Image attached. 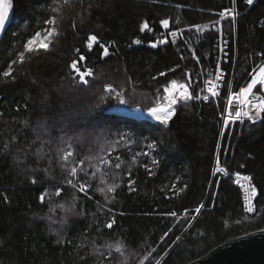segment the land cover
Listing matches in <instances>:
<instances>
[{"label":"trees","instance_id":"trees-1","mask_svg":"<svg viewBox=\"0 0 264 264\" xmlns=\"http://www.w3.org/2000/svg\"><path fill=\"white\" fill-rule=\"evenodd\" d=\"M55 5L61 9L59 41L50 51L15 66L14 82H0V264H99L95 249L107 253L101 246L116 241L124 242L125 256L113 252L105 264H140L148 253L145 264L158 259L161 264H188L224 242L264 230V119L222 125L224 98L246 84L247 73L260 61L257 54L264 52V0L251 5L235 0V19L225 18L215 26L218 13L231 8L233 0H13L0 44V73L23 43L41 30L40 10ZM161 19H169V29L160 26ZM144 21L151 32L139 31ZM193 24L209 28L203 33L188 30ZM176 29L185 31L173 43L167 33ZM218 29L229 41L218 97L178 103L167 126L147 116L138 119L112 111L162 106L163 87L172 79L187 83L189 75L193 95L199 92L214 69ZM89 35L98 38L91 50ZM165 37L167 44L150 46ZM137 39L141 43L133 44ZM101 44L109 55H103ZM193 51L199 63L192 58ZM80 55L85 56L82 62ZM73 59L81 71L94 70L86 88L73 86L69 68ZM172 68L175 71H168ZM162 71L166 75L160 77ZM106 84L125 89L128 102L109 98L101 103ZM61 120L67 122L68 136L82 134L80 141L71 142V149L59 139ZM45 121L46 129L38 126ZM129 131L133 143L115 145L112 158L113 165L119 162L115 155L125 161L117 181L121 187L110 194L114 201L108 205L115 213L113 228L102 227L112 214L100 207L104 198L95 192L103 186L99 175L89 190L92 199L75 193L77 213L67 215V223L61 225L66 214L58 205L74 195L65 184L63 151H73L78 161L99 152L97 136L112 141L119 139V132ZM152 142L155 147L147 148ZM137 152L141 154L132 163ZM218 159L226 174H213ZM237 173L252 177L257 188L252 213L244 210L242 192L234 184ZM108 179L111 182V175ZM129 180L135 191H129ZM57 187L62 189L59 197ZM45 191L48 195L41 204L39 197ZM201 204L204 207L196 213ZM81 208L84 215L79 214ZM172 211L176 217L164 215ZM165 232L168 235L161 241ZM61 237L65 243L57 242Z\"/></svg>","mask_w":264,"mask_h":264},{"label":"snow or ice","instance_id":"snow-or-ice-1","mask_svg":"<svg viewBox=\"0 0 264 264\" xmlns=\"http://www.w3.org/2000/svg\"><path fill=\"white\" fill-rule=\"evenodd\" d=\"M245 2L249 5L253 4L254 0H245ZM64 3H67V0H64ZM179 7V5H177ZM13 8V0H0V33H4L6 30V26L10 21V10ZM61 9L59 5L52 6L50 8L41 9L40 12L44 13V18L38 20V24L41 30L35 31V34L32 35L26 42L23 43L22 50L17 51L14 53L15 58L11 59L8 63L7 69L3 70L0 73V82L7 83V82H14L16 76L14 75L15 66L20 65L23 66L25 63L30 62L33 57L39 56L42 52H48L51 49V46L55 45L57 41L63 35L61 31V19L58 18V14L60 13ZM38 12V15L40 14ZM219 19L214 22L215 25H219L222 20L225 18H232L235 19V0H233V6L231 8L225 7L222 11L218 13ZM160 26L163 29H169L170 21L169 19H161L159 21ZM73 28L76 27L75 21L73 22ZM209 28V24H193L191 25V29H195L197 33H203L206 29ZM151 32L152 28L149 26L147 21H144L140 24L139 31L141 33L145 31ZM185 29H176L173 31H169L167 33V37L172 38V42H176V38L181 36ZM163 35V33H162ZM43 36L42 39H39L38 44H34V41ZM165 37L164 39H159L156 42H151L150 46L152 48H156L157 45H165L167 44L168 38ZM98 42V38L96 35H89L88 36V48L91 50L93 44ZM133 44H140L141 41L139 39L133 40ZM104 48L103 55H109V50L103 44L100 45ZM79 52V49L76 50ZM189 51H192L189 48ZM221 52L224 51L223 48L220 49ZM260 57V61L258 63H254L251 71L247 73L249 79L246 82L245 86L239 87L238 91H230L227 97V104L228 107L223 109L222 119L224 127H228L230 124L239 122L241 124L244 123L245 119L253 124L257 121L264 119L262 117V113H264V52L257 54ZM185 57H181L184 59ZM192 58L199 63V57L196 56L195 52H192ZM79 60L82 62L85 60L84 55L79 56ZM176 67H179L177 65ZM69 68L72 70V74L70 79L72 80L74 87H88L90 84L89 78L94 76V70L91 68L86 69L85 71H81V69L77 65V60L73 59L69 65ZM168 71H175V68L169 69ZM165 72H160L159 76H165ZM185 75H188L187 73ZM78 78V79H77ZM152 79H157V77H153ZM223 79V73L221 71L219 63L216 65L215 69V78H211V74H209V79L204 81L203 88L193 95L191 90V86L194 84L191 76H188L187 83H178L176 79H172L169 81L168 86L163 87L164 92V99L166 103L162 106H155V107H147L146 112L147 115L159 125L167 126L173 116L176 114V105L180 102H189L192 100H203L205 102L209 101L211 98H216L219 96L218 92V82ZM106 95L100 96V102H106L107 99L112 98L116 99L120 104H126L128 101L125 98V89L117 90L115 86L112 84H106L103 89ZM206 92L207 94H204ZM141 110V109H138ZM27 123V122H26ZM63 124V127L59 129L61 132V136L59 139L63 142L68 144V148H72V141H80L82 138V134L79 135H72L68 136L65 132V128H67V122L61 120L60 122ZM45 129L47 128V122L45 121L43 125ZM134 134L129 132H119L118 140H107L103 137L97 136L96 139L99 143V152L95 155H89L83 159H79L75 161L74 152L71 150L63 151V155L61 160L63 163L61 164V168L66 171L65 177V184L71 186L74 189V195L72 199L67 204L61 203L58 205L61 212H64L66 215L65 217L61 218L60 223L61 225L67 223V215L69 214H76L77 213V206L79 197L75 193H82L88 199H92V196L89 195V190L93 188V181L99 175L100 180L99 184L103 186H98L95 188V192L100 193L104 198V203L100 205L102 209H106V211L112 214L111 219H109L106 223L102 225L103 228L112 229L113 225L116 223L115 213L111 207L108 205L112 204L114 201V196L110 194H115L117 190L121 187V184L118 181L120 178V171L122 169V165L125 161L121 158L120 155H115V160L119 161L112 164L113 154L117 152V148L115 145L119 144L121 141H124L127 144L133 143V140L130 138ZM223 135V132H221ZM145 140L148 138L145 137ZM45 143H51V141H45ZM9 145L5 144L4 147L7 148ZM155 147V143H148L147 148L153 149ZM141 153L137 152L135 156L132 157V163H136V157L139 156ZM148 153L145 152L144 155ZM75 161V162H74ZM153 164H156L157 161L153 160ZM219 159L217 160V167L215 168V173H225L226 170L224 167L219 166ZM243 167V165H241ZM91 169V171H90ZM113 169L117 171H113ZM151 174V173H149ZM81 175L87 177L86 180H81ZM111 175V182H109V176ZM238 177L240 176L239 173L236 174ZM241 179L245 182L242 187L244 188L247 199V212H253V204L252 198L257 195V188L252 185V177L248 175H244ZM32 183H36L35 180ZM132 181L129 180V191H135V188L131 187ZM173 188L176 185L172 186ZM186 187V185H185ZM62 189L57 187L55 189V194L57 197L61 195ZM179 191H183L181 188ZM48 195L47 191L42 192L39 200L41 204L45 202L46 196ZM7 200V197L4 198ZM99 203V202H98ZM204 207L203 204L200 207L195 209L196 213H200L201 209ZM80 215H84L83 208L79 211ZM123 215V213H120ZM164 215H168L171 217H176L177 213L172 211L170 213H166ZM49 220H52V217H48ZM55 222V221H53ZM171 231V229H169ZM96 232H101V227H96ZM59 234V233H57ZM168 235V232L164 233L160 239L163 241L164 237ZM177 240L180 237L176 238ZM58 243H65L63 237H61ZM71 243L72 241H67ZM175 243V241L173 242ZM102 248L107 250V253L101 251V248L98 247L95 249V252L100 257L99 264H105V261H111L113 259L112 253L115 252L119 254L120 257H124L126 253V248L124 247L123 241H116L113 243H106L101 246ZM155 251V249H153ZM151 253H148L144 256L142 260H140V264H145V261L149 259ZM155 264H161V260H156Z\"/></svg>","mask_w":264,"mask_h":264},{"label":"water","instance_id":"water-1","mask_svg":"<svg viewBox=\"0 0 264 264\" xmlns=\"http://www.w3.org/2000/svg\"><path fill=\"white\" fill-rule=\"evenodd\" d=\"M6 30L0 33V44ZM188 264H264V230L224 242Z\"/></svg>","mask_w":264,"mask_h":264},{"label":"built area","instance_id":"built-area-1","mask_svg":"<svg viewBox=\"0 0 264 264\" xmlns=\"http://www.w3.org/2000/svg\"><path fill=\"white\" fill-rule=\"evenodd\" d=\"M236 12H235V17H236ZM218 37L216 38V40H215V44H214V54H215V60H214V69H213V72L212 73H210L211 74V78L212 79H214L215 78V69H216V65L219 63V65H220V68H221V65L223 64V60L225 59V56H226V47L228 46V38H227V36L226 35H224L223 33H222V31H221V29H218ZM170 40L172 41V38H170ZM176 41H177V38H176ZM221 48H223L224 49V51L223 52H221L220 51V49ZM209 79V78H208ZM221 83H222V80L220 81V82H218V92H219V94H220V86H221ZM246 85V84H245ZM245 85H243V86H245ZM207 94V93H206ZM228 94H229V92H228ZM228 94H227V96H226V98H224L225 100H224V108H226V107H228V104H227V97H228ZM122 115H125V116H127L128 114H122ZM261 115H263V113L261 114ZM244 122H249V121H247L246 119H245V121ZM258 122V121H257ZM222 123H223V119H222ZM237 123V122H236ZM251 122H249V124H250ZM239 124H241V123H239ZM223 125V124H222ZM222 174H226V172L225 173H222ZM242 176H244V175H240L239 177L237 176V175H234V184L237 186V187H239V189L241 190V192H242V197H243V200H242V202L244 203V210L247 212V210H246V206H247V199H246V193H245V191H244V188L242 187V185H244L245 184V182L241 179V177ZM252 183V182H251ZM253 185V184H252ZM254 198V197H253ZM253 198H252V200H253ZM252 204H253V201H252ZM247 213H249V212H247ZM252 213V212H251Z\"/></svg>","mask_w":264,"mask_h":264},{"label":"rangeland","instance_id":"rangeland-1","mask_svg":"<svg viewBox=\"0 0 264 264\" xmlns=\"http://www.w3.org/2000/svg\"><path fill=\"white\" fill-rule=\"evenodd\" d=\"M43 37L38 38L37 40L34 41V44H38L39 43V39H42ZM139 108H131L130 110L127 109H113L112 111L115 112L116 114H120L122 115L124 114H128L127 116L129 117H133L134 118H138V119H144L146 116L153 121L148 115L146 111H142V110H138ZM59 216V214H58Z\"/></svg>","mask_w":264,"mask_h":264}]
</instances>
